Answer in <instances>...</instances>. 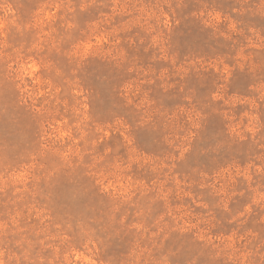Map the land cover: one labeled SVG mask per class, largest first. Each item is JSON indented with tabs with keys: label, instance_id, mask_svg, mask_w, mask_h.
<instances>
[{
	"label": "rangeland",
	"instance_id": "1",
	"mask_svg": "<svg viewBox=\"0 0 264 264\" xmlns=\"http://www.w3.org/2000/svg\"><path fill=\"white\" fill-rule=\"evenodd\" d=\"M0 264H264V0H0Z\"/></svg>",
	"mask_w": 264,
	"mask_h": 264
}]
</instances>
